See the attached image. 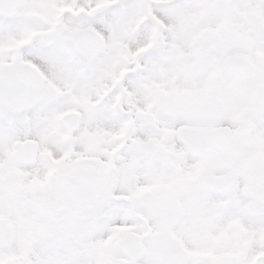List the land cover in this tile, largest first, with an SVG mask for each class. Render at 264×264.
<instances>
[{"label":"snow or ice","instance_id":"snow-or-ice-1","mask_svg":"<svg viewBox=\"0 0 264 264\" xmlns=\"http://www.w3.org/2000/svg\"><path fill=\"white\" fill-rule=\"evenodd\" d=\"M0 264H264V0H0Z\"/></svg>","mask_w":264,"mask_h":264}]
</instances>
